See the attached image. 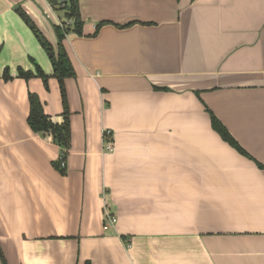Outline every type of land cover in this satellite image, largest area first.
Wrapping results in <instances>:
<instances>
[{
  "label": "crops",
  "instance_id": "obj_1",
  "mask_svg": "<svg viewBox=\"0 0 264 264\" xmlns=\"http://www.w3.org/2000/svg\"><path fill=\"white\" fill-rule=\"evenodd\" d=\"M78 1L82 33L64 39L76 75L62 172L65 149L28 124L29 91L62 122L59 82L17 8L55 49V26L74 20L51 0H0L6 264H264V0ZM34 61L48 87L18 77ZM106 209L118 219L108 229Z\"/></svg>",
  "mask_w": 264,
  "mask_h": 264
},
{
  "label": "trees",
  "instance_id": "obj_2",
  "mask_svg": "<svg viewBox=\"0 0 264 264\" xmlns=\"http://www.w3.org/2000/svg\"><path fill=\"white\" fill-rule=\"evenodd\" d=\"M53 5L59 6L55 1L53 2ZM60 7L67 10V17L73 19L74 22L73 25L62 24L55 26L58 36L57 49H55V47L47 40L43 33L33 24L28 14L23 11L22 8L18 7L17 10L21 17L30 25L40 44L46 50L50 57L54 70L52 76L55 77L59 82L63 107V120L62 122H56L50 115L45 112L44 104L41 101L39 95L35 92L29 91L28 100L30 111L28 115V124L35 133H50L53 136L54 141L65 149V152H62L61 154L60 160L55 164L58 169L64 172L66 166H62V161H66L65 154H68V149L71 146L72 136L71 112L65 81L67 78L74 77L76 75L69 54L65 48L64 39L66 37V34L70 31L81 34L83 22L80 15L78 0H65V4ZM34 63L35 70H25L22 67H19L18 77L23 78L27 81L34 77H39L43 80L45 86L48 87L50 75L45 73L43 68L36 61H34ZM3 77L6 80L12 78L8 68L5 69ZM210 114L212 126L222 136V138L230 143L240 153L251 157L248 152L238 143V141L230 133L227 127L221 122V120L214 113L210 112ZM258 166L262 167L260 163H258ZM0 256L2 259V263L6 264L3 253H1Z\"/></svg>",
  "mask_w": 264,
  "mask_h": 264
},
{
  "label": "built area",
  "instance_id": "obj_3",
  "mask_svg": "<svg viewBox=\"0 0 264 264\" xmlns=\"http://www.w3.org/2000/svg\"><path fill=\"white\" fill-rule=\"evenodd\" d=\"M52 3L55 1L59 6H63L65 4V0H51ZM62 24L69 25L70 21L67 20L66 22H63ZM103 140H104V151L106 152H112L115 149V141L113 136V131L110 129H104L103 130ZM62 166H66V161H62ZM106 217H105V228L108 229L111 226H114L118 219L116 216L111 215L109 210L106 209Z\"/></svg>",
  "mask_w": 264,
  "mask_h": 264
},
{
  "label": "rangeland",
  "instance_id": "obj_4",
  "mask_svg": "<svg viewBox=\"0 0 264 264\" xmlns=\"http://www.w3.org/2000/svg\"><path fill=\"white\" fill-rule=\"evenodd\" d=\"M61 11H62V16H63V18L65 19V20H67V16H66V11L62 8V9H60ZM48 40V39H47ZM49 41V40H48ZM51 43V42H50ZM0 250H1V248H0ZM1 258V257H0ZM2 260V259H1Z\"/></svg>",
  "mask_w": 264,
  "mask_h": 264
},
{
  "label": "water",
  "instance_id": "obj_5",
  "mask_svg": "<svg viewBox=\"0 0 264 264\" xmlns=\"http://www.w3.org/2000/svg\"><path fill=\"white\" fill-rule=\"evenodd\" d=\"M2 252H1V250H0V254H1Z\"/></svg>",
  "mask_w": 264,
  "mask_h": 264
}]
</instances>
